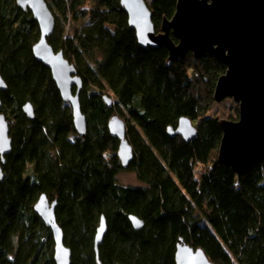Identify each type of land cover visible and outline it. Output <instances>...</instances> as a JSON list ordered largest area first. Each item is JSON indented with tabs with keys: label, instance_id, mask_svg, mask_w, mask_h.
Returning <instances> with one entry per match:
<instances>
[{
	"label": "trees",
	"instance_id": "obj_1",
	"mask_svg": "<svg viewBox=\"0 0 264 264\" xmlns=\"http://www.w3.org/2000/svg\"><path fill=\"white\" fill-rule=\"evenodd\" d=\"M146 1L159 32L178 0ZM47 3L58 20L48 41L83 80L88 128L78 134L72 106L34 55L40 26L31 11L0 0V73L7 83L0 95L13 139L0 188V264H56L52 229L35 212L42 194L57 201L71 264H98L94 243L103 216L102 264H177L182 238L214 264H264V160L242 175L218 161L223 130L210 112L225 65L210 53L171 61L165 47L141 46L121 0ZM28 102L33 118L23 109ZM114 114L127 123L134 156L128 166L109 130ZM181 117L198 131L189 140L175 133ZM127 170L141 184H122L118 175ZM131 214L142 228H134Z\"/></svg>",
	"mask_w": 264,
	"mask_h": 264
},
{
	"label": "water",
	"instance_id": "obj_2",
	"mask_svg": "<svg viewBox=\"0 0 264 264\" xmlns=\"http://www.w3.org/2000/svg\"><path fill=\"white\" fill-rule=\"evenodd\" d=\"M27 12L30 10L40 26V38L33 45L37 60L47 66L56 81L63 100L72 106L74 125L79 135L87 132L86 115L82 113L80 94L83 80L64 51H56L49 37L56 29V15L47 0H17ZM128 13V22L137 33L138 44L147 47H165L170 60L185 58L187 52L195 57L210 53L226 67L216 82L215 101L233 98L239 107L238 119L221 118L223 130L218 161L242 175L258 161L264 160V0H178L171 19L164 18L161 29L156 31L153 12L146 0H121ZM76 92H73V88ZM7 88L0 73V93ZM108 105L114 103L106 97ZM0 95V108L2 107ZM24 111L34 117L33 104L25 103ZM175 133L185 140L197 135L193 121L181 117ZM10 119L0 112V188L5 178V155L11 153L13 139L10 135ZM111 134L119 138L118 156L122 165L128 166L134 159L133 147L126 138L127 123L118 114L109 120ZM170 132L172 128L169 129ZM57 201H50L42 194L35 203V212L51 227L55 239L56 264H71L72 250L64 240L63 229L55 215ZM134 228L144 226L137 215L129 216ZM95 234L94 247L98 264L99 245L103 242L108 225L103 216ZM176 249L177 264H214L201 248L179 239Z\"/></svg>",
	"mask_w": 264,
	"mask_h": 264
},
{
	"label": "rangeland",
	"instance_id": "obj_3",
	"mask_svg": "<svg viewBox=\"0 0 264 264\" xmlns=\"http://www.w3.org/2000/svg\"><path fill=\"white\" fill-rule=\"evenodd\" d=\"M84 21H87V19L83 18L75 23H72L71 24L72 26H69L68 29H65L64 34L72 35L74 31H76L80 27L81 23H83ZM210 113L215 114V116H218L220 119L221 118L230 119L228 116H231L232 119H236V118L238 119L239 107L237 102L233 98H226L220 101V103L215 101V105ZM118 179L122 184L125 183L134 186L137 184H141L139 178H137L135 171L134 172L128 170L123 171L118 175Z\"/></svg>",
	"mask_w": 264,
	"mask_h": 264
},
{
	"label": "flooded vegetation",
	"instance_id": "obj_4",
	"mask_svg": "<svg viewBox=\"0 0 264 264\" xmlns=\"http://www.w3.org/2000/svg\"><path fill=\"white\" fill-rule=\"evenodd\" d=\"M3 91V90H2ZM1 94V93H0ZM2 106V105H1ZM3 107L4 106H2L1 108H0V112H3L2 110H3ZM4 114H5V112H3ZM6 115V114H5ZM8 118V117H7ZM9 119V118H8Z\"/></svg>",
	"mask_w": 264,
	"mask_h": 264
}]
</instances>
